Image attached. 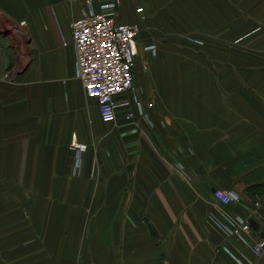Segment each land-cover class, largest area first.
<instances>
[{
    "label": "crops",
    "instance_id": "0c3cea01",
    "mask_svg": "<svg viewBox=\"0 0 264 264\" xmlns=\"http://www.w3.org/2000/svg\"><path fill=\"white\" fill-rule=\"evenodd\" d=\"M99 5L0 0V264H264V0H122L139 52L111 123L71 27Z\"/></svg>",
    "mask_w": 264,
    "mask_h": 264
},
{
    "label": "built area",
    "instance_id": "2783aa9c",
    "mask_svg": "<svg viewBox=\"0 0 264 264\" xmlns=\"http://www.w3.org/2000/svg\"><path fill=\"white\" fill-rule=\"evenodd\" d=\"M93 1L86 0L89 5ZM99 4V10L84 7L71 27L77 52L78 77L87 95L96 99L102 120L111 123L117 119V98L134 88L139 29L120 19L122 0H99ZM137 12H144L143 7H138ZM25 24V21L21 22V25ZM126 117L133 120L135 113L129 111ZM72 147L83 150L88 145L74 141ZM214 198L223 204L239 201L234 192L224 189H216ZM251 231L252 225L243 219L229 228V235L250 243ZM263 244L264 241L254 245L258 254L264 251Z\"/></svg>",
    "mask_w": 264,
    "mask_h": 264
},
{
    "label": "water",
    "instance_id": "95a60500",
    "mask_svg": "<svg viewBox=\"0 0 264 264\" xmlns=\"http://www.w3.org/2000/svg\"><path fill=\"white\" fill-rule=\"evenodd\" d=\"M250 224L252 225V227H254L256 230H259L260 229V225L259 223L254 220V219H251L250 220ZM261 235L264 237V231L261 233ZM263 249H264V244H263Z\"/></svg>",
    "mask_w": 264,
    "mask_h": 264
},
{
    "label": "trees",
    "instance_id": "16d2710c",
    "mask_svg": "<svg viewBox=\"0 0 264 264\" xmlns=\"http://www.w3.org/2000/svg\"><path fill=\"white\" fill-rule=\"evenodd\" d=\"M254 188L259 191L262 195H264V184L256 185Z\"/></svg>",
    "mask_w": 264,
    "mask_h": 264
},
{
    "label": "rangeland",
    "instance_id": "374dc122",
    "mask_svg": "<svg viewBox=\"0 0 264 264\" xmlns=\"http://www.w3.org/2000/svg\"><path fill=\"white\" fill-rule=\"evenodd\" d=\"M148 46H147V44L145 45V48H147Z\"/></svg>",
    "mask_w": 264,
    "mask_h": 264
}]
</instances>
